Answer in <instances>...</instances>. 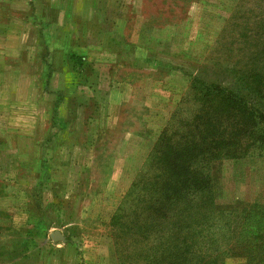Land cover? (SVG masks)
Masks as SVG:
<instances>
[{
    "label": "rangeland",
    "instance_id": "1",
    "mask_svg": "<svg viewBox=\"0 0 264 264\" xmlns=\"http://www.w3.org/2000/svg\"><path fill=\"white\" fill-rule=\"evenodd\" d=\"M252 74L264 98V0H0V264H120L113 216L208 113L192 78L245 93ZM216 112L223 143L243 122L216 202L264 205V126Z\"/></svg>",
    "mask_w": 264,
    "mask_h": 264
},
{
    "label": "trees",
    "instance_id": "2",
    "mask_svg": "<svg viewBox=\"0 0 264 264\" xmlns=\"http://www.w3.org/2000/svg\"><path fill=\"white\" fill-rule=\"evenodd\" d=\"M69 62L77 68L86 65L84 57L73 54ZM256 76L247 77L245 93L192 78L190 87L198 94L197 100L208 105V113L201 109V115L184 124L189 141L179 139L174 156L157 159L159 171L145 178L140 207L113 216L120 264H264V205L256 203L243 213L236 203L220 205L210 183L211 165L224 156L234 159L243 147L237 135L243 122L229 118L231 136L236 135L238 141L230 138L223 143L215 129L205 134L214 118V126L225 130L221 123L226 117L217 108L223 115L250 117L249 122L264 126V111L260 110L264 98L251 91Z\"/></svg>",
    "mask_w": 264,
    "mask_h": 264
}]
</instances>
